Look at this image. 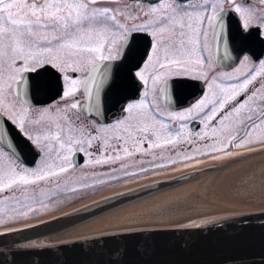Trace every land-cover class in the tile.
Here are the masks:
<instances>
[{"label": "snow or ice", "instance_id": "6c2138e0", "mask_svg": "<svg viewBox=\"0 0 264 264\" xmlns=\"http://www.w3.org/2000/svg\"><path fill=\"white\" fill-rule=\"evenodd\" d=\"M251 145L264 148V0H0V224L61 190ZM78 154L88 179L55 182Z\"/></svg>", "mask_w": 264, "mask_h": 264}, {"label": "water", "instance_id": "95a60500", "mask_svg": "<svg viewBox=\"0 0 264 264\" xmlns=\"http://www.w3.org/2000/svg\"><path fill=\"white\" fill-rule=\"evenodd\" d=\"M50 95L55 98V90ZM39 99L46 103L48 95ZM25 152V162L34 165L30 162L38 157ZM216 168L217 164H210L147 180L48 217L5 226L17 231L5 232V227H0V264H264V208L205 214L178 224L107 229L57 238L112 210ZM178 177L186 178L177 181ZM145 185L150 187L144 189ZM201 220L208 223L201 224ZM25 224L28 227H21Z\"/></svg>", "mask_w": 264, "mask_h": 264}, {"label": "rangeland", "instance_id": "374dc122", "mask_svg": "<svg viewBox=\"0 0 264 264\" xmlns=\"http://www.w3.org/2000/svg\"><path fill=\"white\" fill-rule=\"evenodd\" d=\"M223 169L214 171L211 173H208L200 178H197L195 180L189 181L185 184H182L180 186H177L175 188H172L170 190L164 191L162 193H159L157 195L151 196L149 198L140 200L138 202H135L133 204H130L128 206H125L123 208L117 209L115 211H112L102 217H99L79 228H76L68 233H66L64 236H75V235H81V234H88L91 232H96L99 230L104 229H115V228H121L125 227L126 225L131 224H139V225H131L134 227L139 226H149V225H170V224H178L183 219L187 217H194V216H201L205 214H213V211H196L191 209H182L179 211H171L166 212L162 214H158V216H154L155 211H161L169 207L170 205H174L176 203H180L185 201V203L190 201L194 198V196H197L200 198L204 197V193H201L203 190H207L208 186L204 187L202 190V182L209 181L210 177L215 174L222 172ZM253 171L256 173H259L260 171H264V168L262 166H259L255 168ZM90 173L88 171V166L83 165L82 167H75V169L68 174H60L55 182H64V181H73L78 179H85L87 180L88 177H85L84 173ZM248 177V176H247ZM124 180L120 181L123 182ZM54 182V183H55ZM116 182V181H114ZM119 181H117L118 183ZM206 183V182H205ZM208 183V182H207ZM45 187H53V184H47ZM101 188H104L103 185H96L95 187H89L84 189H77L75 192H64L61 190V194L59 197L53 196L51 197V200L53 203L49 205V211L56 210L57 208H60L62 206H67L68 204H71L74 201H77L79 197H85V196H94L96 194L100 193ZM201 188V189H200ZM209 190V189H208ZM203 196V197H202ZM251 199V198H250ZM247 203L248 205L244 207V209H261L264 208V204H260L255 200H250ZM47 203V201H45ZM200 209V208H197ZM222 209H220L221 211ZM42 212H36L32 215H36ZM184 213V214H183ZM214 213H217L214 211ZM6 218V213L0 212V219ZM29 218V217H28ZM27 218H20L17 220H25ZM14 222V221H11Z\"/></svg>", "mask_w": 264, "mask_h": 264}, {"label": "bare ground", "instance_id": "6f19581e", "mask_svg": "<svg viewBox=\"0 0 264 264\" xmlns=\"http://www.w3.org/2000/svg\"><path fill=\"white\" fill-rule=\"evenodd\" d=\"M259 166L264 167V152L233 162L222 172L213 174L209 181L204 180L201 184L202 190L206 186L209 190L201 192L204 193L203 198L198 197L197 199L195 195L187 203L183 201L170 205L164 210L155 211L153 215L158 216L166 212L191 208L201 212L226 208L241 210L248 205L250 198V200L264 204V171L261 173L253 171Z\"/></svg>", "mask_w": 264, "mask_h": 264}, {"label": "flooded vegetation", "instance_id": "af4514ba", "mask_svg": "<svg viewBox=\"0 0 264 264\" xmlns=\"http://www.w3.org/2000/svg\"><path fill=\"white\" fill-rule=\"evenodd\" d=\"M233 66H235V65H233ZM217 70L220 71V70H225V69H222V68L218 67ZM194 84L196 86L200 85L199 82H194ZM193 90L194 89H190L189 91H193ZM190 98L191 97L188 96L187 93H185V95L181 98V101L178 102V107L186 106V103L184 101L186 99H190ZM81 118L82 119L84 118L83 115H81ZM197 126H198V124H197ZM251 148L254 149V150L248 151V150H245V149H242V148L234 149V151H236L238 153V155L230 156V157H226V158L218 159V160H227V159L229 160L230 158H239V157L246 156V155L251 154V153L256 152V151H263L264 150V148H261L259 145H251ZM198 159H200L202 162L199 163V164L189 162L190 163L189 167H184L182 164H176V165L168 166V167H165V168H162V169H157L155 171H150V172H148L146 174H142V175H140L138 177L134 176V177H130V178H122L121 180H119V182L122 181V180H124L126 182H130V181H135V180H140V179H146V178L151 177V176L165 174V173H169V172H175V171H179V170H183V169H187V168H192V167H195V166H199V165L208 163L210 161L217 160V159H209L206 156L205 157H199ZM82 165H84V163ZM81 166H77V167H81ZM97 170H99V168H97ZM88 171L89 172L92 171V168L90 166H88ZM113 183H115V182L111 181V182H109V183H107V184H105L103 186L107 187V186H110Z\"/></svg>", "mask_w": 264, "mask_h": 264}]
</instances>
